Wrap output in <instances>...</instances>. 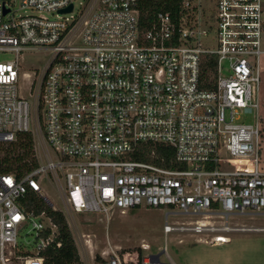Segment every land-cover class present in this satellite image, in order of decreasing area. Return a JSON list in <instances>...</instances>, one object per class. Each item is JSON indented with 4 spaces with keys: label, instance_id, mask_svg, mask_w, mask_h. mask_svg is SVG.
Masks as SVG:
<instances>
[{
    "label": "built area",
    "instance_id": "2783aa9c",
    "mask_svg": "<svg viewBox=\"0 0 264 264\" xmlns=\"http://www.w3.org/2000/svg\"><path fill=\"white\" fill-rule=\"evenodd\" d=\"M139 1L19 0L15 8L0 0V54L10 55L0 61V152L29 132L37 160L21 178L0 174V264H43L41 252L59 247L50 218L25 208L31 193L55 209L45 178L75 227V214L101 220L134 207L167 209L164 235L217 233L197 241L218 246L230 241L222 235L233 230L230 216L264 214V0H180L175 15L159 12L145 28ZM27 51L48 53L44 66L23 72ZM23 80L33 131L30 104L18 95ZM148 145L173 156L156 158ZM27 226L32 250L18 238ZM101 260L154 264L129 252Z\"/></svg>",
    "mask_w": 264,
    "mask_h": 264
},
{
    "label": "rangeland",
    "instance_id": "374dc122",
    "mask_svg": "<svg viewBox=\"0 0 264 264\" xmlns=\"http://www.w3.org/2000/svg\"><path fill=\"white\" fill-rule=\"evenodd\" d=\"M18 3L19 0H15V8L18 7ZM25 13L30 14V11ZM16 14L24 15V11L18 10ZM9 58L8 54H0V61ZM47 59L46 52H24L21 61L22 70L29 73L31 66L40 69ZM261 64L264 66V60H260ZM258 93L259 127L261 128L258 149L260 169L264 171V81L262 79H260ZM18 95L30 104V129L33 131V102L31 93L28 91V80L19 83ZM241 118L245 123L254 120L253 115H241ZM5 150L0 152V157ZM42 188L47 201H52L54 210L64 215L82 264H96L102 261L103 256H111L113 253L121 255L126 252L139 254V258L158 255L159 264H170V260L174 264H264V214L230 216L228 226L233 230L222 234L230 238V242L215 246L203 244L204 242L197 239H209L217 233L195 234L188 231H176L164 235L162 227L167 209L140 206L130 208L124 214L115 212L108 219L101 220L95 216L75 214L73 216L77 223L75 227L57 196L56 186L45 178ZM196 218L200 217L170 215L168 222H182ZM29 230V226L25 227L18 238L21 243L26 244L27 250H32L34 241ZM141 244L147 245L149 249L142 251L139 247Z\"/></svg>",
    "mask_w": 264,
    "mask_h": 264
},
{
    "label": "trees",
    "instance_id": "16d2710c",
    "mask_svg": "<svg viewBox=\"0 0 264 264\" xmlns=\"http://www.w3.org/2000/svg\"><path fill=\"white\" fill-rule=\"evenodd\" d=\"M180 0H140L138 7L140 11V23L144 28L154 19L159 12H169L175 15L179 10ZM33 138L31 133H18L16 142L2 152L0 157V174L13 173L21 178L26 173L37 167L34 156ZM155 149L156 158L166 155L171 158L173 151L169 148L146 146V151ZM165 153V154H164ZM146 157L145 160L158 163V159ZM28 211L38 214L43 211L57 227L55 244L50 245L41 252L43 264H82L77 248L73 242L66 220L60 211L53 210L43 198L29 193L25 203Z\"/></svg>",
    "mask_w": 264,
    "mask_h": 264
},
{
    "label": "water",
    "instance_id": "95a60500",
    "mask_svg": "<svg viewBox=\"0 0 264 264\" xmlns=\"http://www.w3.org/2000/svg\"><path fill=\"white\" fill-rule=\"evenodd\" d=\"M71 9V6H68L66 9H63L61 10L60 12L63 13V12H67ZM7 11L5 10L4 13H6ZM152 259H153V263L154 264H159V259H158V255H151L150 256Z\"/></svg>",
    "mask_w": 264,
    "mask_h": 264
},
{
    "label": "crops",
    "instance_id": "0c3cea01",
    "mask_svg": "<svg viewBox=\"0 0 264 264\" xmlns=\"http://www.w3.org/2000/svg\"><path fill=\"white\" fill-rule=\"evenodd\" d=\"M261 60H264V57H261ZM260 76H261V79H262V81H264V66H262V64H261V69H260ZM261 94V93H260ZM258 95H259V93H258ZM230 242V241H229ZM228 242V243H229ZM204 244V243H203ZM216 246V245H215ZM170 264H174L171 260H170Z\"/></svg>",
    "mask_w": 264,
    "mask_h": 264
},
{
    "label": "bare ground",
    "instance_id": "6f19581e",
    "mask_svg": "<svg viewBox=\"0 0 264 264\" xmlns=\"http://www.w3.org/2000/svg\"><path fill=\"white\" fill-rule=\"evenodd\" d=\"M147 246V245H146Z\"/></svg>",
    "mask_w": 264,
    "mask_h": 264
}]
</instances>
